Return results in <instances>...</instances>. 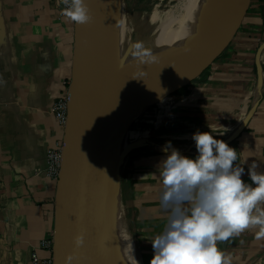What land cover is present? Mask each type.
<instances>
[{"label": "crops", "instance_id": "obj_1", "mask_svg": "<svg viewBox=\"0 0 264 264\" xmlns=\"http://www.w3.org/2000/svg\"><path fill=\"white\" fill-rule=\"evenodd\" d=\"M62 9L55 0H0V264H34L36 250L47 255L38 248L54 231L58 183L47 174V150L64 139L52 107L71 81L75 49V23ZM263 41L264 0H249L225 49L140 111L130 126L128 142L145 145L125 159L119 180L143 264H150V240L167 222L159 176L167 142L195 157V132H224L214 135L238 151L242 179L251 183L254 162L264 172V79L260 82L256 66ZM258 231L252 227L218 242L231 264H264Z\"/></svg>", "mask_w": 264, "mask_h": 264}, {"label": "water", "instance_id": "obj_2", "mask_svg": "<svg viewBox=\"0 0 264 264\" xmlns=\"http://www.w3.org/2000/svg\"><path fill=\"white\" fill-rule=\"evenodd\" d=\"M249 0H219L183 41L157 56L155 63L126 71L127 50L116 46L114 0H87L92 20L75 24V49L69 85L68 121L57 187L54 264H113L114 153L118 140L144 108L183 85L217 57L232 39ZM264 41L256 54L264 79ZM135 107L131 112L130 107ZM247 115L244 130L257 110ZM145 145L129 142L119 155L117 175L125 159ZM120 183V180H119ZM121 187V185H120ZM122 190V188H121ZM84 233L83 246L74 237Z\"/></svg>", "mask_w": 264, "mask_h": 264}, {"label": "clouds", "instance_id": "obj_3", "mask_svg": "<svg viewBox=\"0 0 264 264\" xmlns=\"http://www.w3.org/2000/svg\"><path fill=\"white\" fill-rule=\"evenodd\" d=\"M62 2L61 14L68 20L78 25L92 20L87 0ZM126 55L140 65L157 60L142 41L131 44ZM223 133L195 132V157L182 154L171 142L164 146L160 204L168 216L164 229L150 240V264H231L218 242L256 226L257 238L264 237V172H258L254 162L248 170L251 183L242 179L245 169L235 163L238 151L214 135ZM74 242L83 246L84 233ZM72 261L71 254L65 257V264Z\"/></svg>", "mask_w": 264, "mask_h": 264}, {"label": "bare ground", "instance_id": "obj_4", "mask_svg": "<svg viewBox=\"0 0 264 264\" xmlns=\"http://www.w3.org/2000/svg\"><path fill=\"white\" fill-rule=\"evenodd\" d=\"M219 0H182L176 18H172V14L167 13L164 18L155 16V24L159 19L164 21L162 26L152 31L144 42L147 47L156 55H160L183 41L189 36L201 23L211 8ZM124 11L125 0H114V19L116 29V46L118 57L121 59L129 45L132 33H126L124 30ZM160 22V21H159ZM161 24V23H160ZM139 62L133 61L132 57L128 60L126 71L131 72L139 69ZM135 107H130V111L134 112ZM127 132L125 131L118 145L120 150L114 153V174L112 179L113 186V236H114V259L113 264H141L137 254L136 245L130 230V222L123 201V193L120 187L117 168L119 165V155L128 144Z\"/></svg>", "mask_w": 264, "mask_h": 264}, {"label": "rangeland", "instance_id": "obj_5", "mask_svg": "<svg viewBox=\"0 0 264 264\" xmlns=\"http://www.w3.org/2000/svg\"><path fill=\"white\" fill-rule=\"evenodd\" d=\"M181 1L182 0H125L124 30L126 33H132L128 48L134 42L144 41L152 31L162 26L164 21L160 19V22L158 21V23L155 24V16L164 18L167 13H170L172 14V18L169 19L176 18ZM130 230L133 235L140 262L143 264L131 223Z\"/></svg>", "mask_w": 264, "mask_h": 264}, {"label": "built area", "instance_id": "obj_6", "mask_svg": "<svg viewBox=\"0 0 264 264\" xmlns=\"http://www.w3.org/2000/svg\"><path fill=\"white\" fill-rule=\"evenodd\" d=\"M55 3L64 8L62 0H55ZM71 82V81H70ZM70 82L66 83L63 90L60 92L58 98L56 99L52 112L57 124L65 130L68 121V111H69V85ZM63 161V139L57 140L50 148L47 150V174L50 178L55 180L57 183L59 181L62 169ZM53 246H54V233L51 232L40 242L38 249H42L47 252V255L41 256L39 251L36 250L33 254L32 261L34 264H54L53 259Z\"/></svg>", "mask_w": 264, "mask_h": 264}]
</instances>
